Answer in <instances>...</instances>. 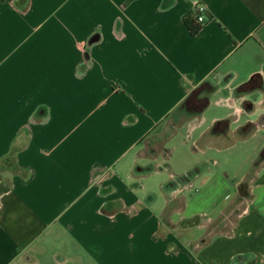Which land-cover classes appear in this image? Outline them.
<instances>
[{
	"label": "crops",
	"instance_id": "crops-1",
	"mask_svg": "<svg viewBox=\"0 0 264 264\" xmlns=\"http://www.w3.org/2000/svg\"><path fill=\"white\" fill-rule=\"evenodd\" d=\"M261 157L264 0H0V264H264Z\"/></svg>",
	"mask_w": 264,
	"mask_h": 264
},
{
	"label": "rangeland",
	"instance_id": "rangeland-1",
	"mask_svg": "<svg viewBox=\"0 0 264 264\" xmlns=\"http://www.w3.org/2000/svg\"><path fill=\"white\" fill-rule=\"evenodd\" d=\"M159 137L155 138L153 141L148 142V146L146 147V152L147 153H152V149H159V146L161 144V140H162V136L158 135ZM154 150V149H153ZM262 158V157H261ZM258 159L256 161V163L254 164V166L252 167L250 173L246 176L244 183L242 185V189H243V194L240 195L239 197V201L238 204L235 206V208H231L233 210L230 211V209H227L224 214H222L223 218H225L227 221H232L236 215V208L238 209V205L241 207L243 206V204L245 203L246 199L250 196V190H249V180L253 175V170L256 168V166L262 161V159H264V157L262 159ZM221 216V217H222Z\"/></svg>",
	"mask_w": 264,
	"mask_h": 264
},
{
	"label": "built area",
	"instance_id": "built-area-1",
	"mask_svg": "<svg viewBox=\"0 0 264 264\" xmlns=\"http://www.w3.org/2000/svg\"><path fill=\"white\" fill-rule=\"evenodd\" d=\"M201 18H203V19H201ZM206 18H207V15H206V13L204 11V6L198 5L197 6L196 21L198 23H201V22L205 21ZM258 124H259L258 122H255V125H258Z\"/></svg>",
	"mask_w": 264,
	"mask_h": 264
},
{
	"label": "trees",
	"instance_id": "trees-1",
	"mask_svg": "<svg viewBox=\"0 0 264 264\" xmlns=\"http://www.w3.org/2000/svg\"><path fill=\"white\" fill-rule=\"evenodd\" d=\"M189 27H190V30H191L192 32H195L196 29H197V26H194V25H189Z\"/></svg>",
	"mask_w": 264,
	"mask_h": 264
},
{
	"label": "clouds",
	"instance_id": "clouds-1",
	"mask_svg": "<svg viewBox=\"0 0 264 264\" xmlns=\"http://www.w3.org/2000/svg\"><path fill=\"white\" fill-rule=\"evenodd\" d=\"M201 19H203V18H201Z\"/></svg>",
	"mask_w": 264,
	"mask_h": 264
}]
</instances>
